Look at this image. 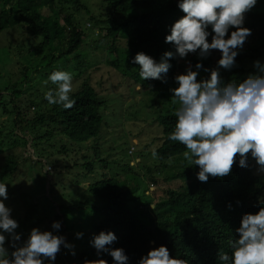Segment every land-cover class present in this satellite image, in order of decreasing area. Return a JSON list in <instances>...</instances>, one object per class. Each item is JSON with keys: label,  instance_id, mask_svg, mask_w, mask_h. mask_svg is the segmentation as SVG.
<instances>
[{"label": "trees", "instance_id": "16d2710c", "mask_svg": "<svg viewBox=\"0 0 264 264\" xmlns=\"http://www.w3.org/2000/svg\"><path fill=\"white\" fill-rule=\"evenodd\" d=\"M46 8L48 14L44 13ZM183 15L176 0H0V32L12 29L7 34L20 35L19 46L28 47L31 54L41 60L33 66L24 64L22 78L8 82L5 88L0 87V159L4 160L0 164V183L9 182L15 174L21 179L18 176L21 161L15 153L17 146L26 147L30 141L34 150L39 151L37 155L42 156L49 152L48 148L58 146V135L69 136L81 151L83 144L91 142L90 148L99 153L96 161L106 169L96 179L89 177L88 194L79 201L68 205L59 203L54 195L48 197L55 205L44 211L45 217L51 223L61 220L63 224L58 231L45 224L46 231L65 236L67 242L74 240V244L84 245L75 251V256L71 249L62 247L52 264H85L86 260L97 259L114 264L109 254L98 256L97 250L88 244L87 238L93 239L101 231L116 234L118 240L109 247L123 248L129 257L128 264H138L149 250L161 245L167 246L173 258L185 259L188 264H223L218 259V252L231 255L229 241L238 238L235 229L239 227L242 215L255 213L264 204V174L256 173L251 158L250 168H241L237 159L232 174L223 180L210 177L207 183L198 181V166L188 165L186 161L173 175L162 176L164 164L183 157L186 151L182 144L168 139L178 119L175 111L179 104L174 103L170 91L178 86L174 77L186 73L188 61L193 70L201 61L198 53H189L186 59H171L172 68L166 76L168 82L162 83L160 80H143L139 66L131 60L141 51L157 62L164 52H175L174 45L165 43V38L170 34V26ZM249 25L252 35L239 51L238 67L231 71L220 69L225 82L239 83L258 71L249 65V60L255 54L264 55V13L251 16L244 26L249 28ZM232 30L235 29H230L229 36ZM208 31L211 33V27ZM89 33L96 34L91 41L86 38ZM208 39L211 42L212 35ZM99 50L105 52V56L97 53ZM220 58V52H213L202 61L204 68H216ZM81 59L87 66L73 76L81 79L78 89L76 86L70 93L76 101L74 108L43 107L39 90L24 95L23 90H28L34 76L37 81L56 70H75L73 60ZM110 66L113 67L111 74L118 80L156 89L157 99L149 106L156 108L157 114L147 122L159 128L158 136L148 138L153 135L148 134L149 126L143 125V121L127 123L118 116L117 109L108 113L118 100L108 91L117 89L120 83L110 82L105 88L96 86L91 79L93 70L103 68L105 71ZM35 70L41 71L32 76ZM208 76L210 72L198 79ZM48 85L50 90L56 89L51 81ZM35 104L39 109L32 108ZM139 125L141 128H137ZM30 134V139L24 137ZM138 136L142 138L140 143ZM124 138L129 141L123 142ZM136 147V155H132ZM149 147H155L158 154L151 163L148 159L152 157V151L145 150ZM62 148L66 145L62 144ZM119 152L124 155L109 159ZM133 157L140 158L134 166L131 164ZM89 158L84 156L80 163L88 169L87 176L97 174L96 161ZM35 161L44 177L34 172L42 179L45 175L48 177L49 171L42 172L43 159ZM174 179L184 180L189 185L185 189L168 190L167 197L158 201L164 184L167 186ZM23 180L29 182L30 178ZM148 181L157 184L150 193H147ZM71 213H78L77 217H72L77 221L75 224L70 223ZM90 217L96 221L92 226L87 222ZM71 226L78 228L70 231ZM78 232L84 233L83 238L76 237Z\"/></svg>", "mask_w": 264, "mask_h": 264}, {"label": "clouds", "instance_id": "9594fccd", "mask_svg": "<svg viewBox=\"0 0 264 264\" xmlns=\"http://www.w3.org/2000/svg\"><path fill=\"white\" fill-rule=\"evenodd\" d=\"M259 0H176L184 14L170 26L165 43L173 44L175 52L166 51L159 62L152 56L138 52L131 63L139 66L140 77L167 83V73L173 58L186 59L189 53L197 54L201 62L188 61L186 73L174 77L178 85L170 89L178 118L168 139L182 144L186 151L183 160L198 166L196 178L207 183L209 178H223L232 174L237 159L241 168H250L249 158L255 162L257 174H264V64L254 61L256 74H249L239 83L225 82L220 69L231 71L238 67L236 58L243 49L252 30L245 27L246 16ZM211 27V33L208 29ZM230 29L232 30L229 36ZM214 33V35H213ZM212 35L211 42L208 37ZM214 50L221 53L217 67L204 68L203 60ZM210 76L198 79L200 70ZM73 74L66 70L53 71L48 80L56 89L45 93L50 105H62L65 110L74 108L71 98ZM152 157L157 158L155 149ZM134 166V163H133ZM9 199L8 187L0 183V264H44L55 262L62 247L75 246L66 237L53 231L31 229L26 240L16 230L19 222L12 218L13 209L5 203ZM240 204L239 201H237ZM231 208V205H229ZM53 230L61 229V222L52 223ZM238 238L229 241L231 255L218 252L223 264H264V204L255 213H244L235 229ZM8 235H5V234ZM84 233H76L78 239ZM10 237V239H9ZM118 237L114 232L101 231L90 241L97 255L109 254L114 264H128L129 257L123 248H111ZM6 244L8 245L6 247ZM9 249H12L9 251ZM85 264H108L105 259L86 260ZM138 264H188L185 259L173 258L167 246L153 248L142 256Z\"/></svg>", "mask_w": 264, "mask_h": 264}, {"label": "rangeland", "instance_id": "374dc122", "mask_svg": "<svg viewBox=\"0 0 264 264\" xmlns=\"http://www.w3.org/2000/svg\"><path fill=\"white\" fill-rule=\"evenodd\" d=\"M44 13H49V9L46 8ZM264 13V3L263 0H259L256 7L247 14L246 20H249L251 16L262 14ZM89 23V22H87ZM250 28V25H249ZM11 32L12 29H6L0 32V87L5 88L8 82L16 80L18 78H22L23 75L21 74L22 68L24 64L27 65H36L41 62L40 58L37 55H32L29 51L28 47H20L21 41L19 40L20 35L18 34H7V32ZM96 34L89 33L86 37L88 40H93ZM97 37V36H96ZM12 41V44L10 43ZM38 41V40H36ZM92 50V49H91ZM213 52L219 53V51L214 50ZM81 53V52H80ZM102 56H105V52L98 51ZM259 60L261 63H264V55L263 54H255V57L249 60V65L254 67V61ZM73 65L75 66V70L70 71L73 76L78 73V71H84L87 64L84 63V60L75 61L73 60ZM113 67L110 66L105 71L103 68H99V70H93L92 75V82L96 84V86H102L107 88L108 83H120L119 87L114 90H109V95L114 96L113 98H117L118 100L112 104V106L108 109V113H112V111L117 109L118 116L120 115L123 119L127 121V123H131V121H143V125L149 126L148 127V134L152 136H158L160 131L156 129L155 126L150 125L148 120H152L156 114L157 109L150 108V104H152L157 99V95L155 94L156 89H146L143 88L140 84L134 86L132 82L123 81L121 78L117 79L115 74H111ZM41 70H35L32 74L35 75ZM206 74L205 71H200V76ZM87 75V74H85ZM50 73L41 77L39 80H34L35 76L32 79V84L29 86L28 90H23L24 95L29 94L33 91H38L42 93V97H40V101H44L42 106L50 108L51 105L45 99V93L50 90V85H48V77ZM76 79V78H74ZM34 80V81H33ZM101 82V84H99ZM81 83L80 80L73 81V88L77 86V89ZM100 89V88H99ZM26 91V92H25ZM23 95V94H22ZM34 110L39 109V105L35 104L32 107ZM127 127V125H126ZM137 128H141L139 125ZM121 129V128H120ZM130 131L129 129H126ZM135 133H139L134 131ZM142 134V133H141ZM25 138L30 139L32 136L27 135L24 136ZM139 143L142 140L140 136H138ZM129 141V138H124L123 142ZM90 142V141H88ZM58 146L56 148H48L49 152L44 153L45 155L38 156V150H34L31 146V142L24 146H17L16 147V157L17 160L20 162L19 167L20 170L18 171V176L21 178L19 179L16 174L13 178L10 179L9 182H6L8 187L9 199L5 201L6 205L13 209L12 211V218L16 219L19 222V228L16 230L18 233H22V237L26 240L30 234V231L34 227H39L41 231H46L45 224H48L49 227L52 229V223L49 221V218L45 217V212L48 211V207L54 206L55 204L52 203L48 197H52L54 195L55 199L60 203L71 204L76 202L79 199H82L84 195L88 194L89 188L87 184L90 182V178L96 179L97 177L101 176L102 171L106 172L105 168L100 166V161H96L97 155L99 154L95 149L90 148V143L83 144L82 151L80 150V146L75 143L69 136L67 135H58L57 138ZM135 143V142H134ZM148 143V142H146ZM66 145V148L61 149V145ZM138 145V142L135 143ZM155 147H149L145 149L147 151H152ZM67 150V151H66ZM137 147L135 150L136 155ZM95 153V155H94ZM116 153V152H115ZM113 154L109 157V159L118 158L119 156L124 155V152H119V155ZM134 153V152H133ZM84 156L89 158L91 156L95 159V170H97V174L94 172L93 175L87 176L89 172H87V168L82 166L80 163L83 162ZM24 159H28L29 161H23ZM43 159L42 163V172L49 171L50 175L48 177L42 179L40 175L36 172H39L40 166L36 163L35 160ZM139 157H133L131 164L136 163L139 161ZM88 160V159H86ZM4 160L0 159V164ZM148 162H153V157H149ZM184 163L183 157H177L174 159H170L167 163L163 166V173L162 176L166 175H173L176 171H178L179 167H182ZM254 169L255 162L253 161ZM68 165V166H67ZM32 166V169L30 168ZM161 169V168H160ZM154 170V168H153ZM36 171V172H34ZM158 171V170H156ZM42 176L43 174L40 173ZM161 175V174H160ZM26 177L30 178V181L27 182L23 179ZM44 177V176H43ZM32 181L34 184H32ZM78 181V182H77ZM32 184V185H31ZM149 189L147 193L155 190L157 187L156 183H152L148 181ZM189 185V182L184 180L174 179L168 182V185L165 186L164 184V192L161 191L160 195L158 196V201L167 197L168 190L173 189H185ZM68 187V188H67ZM164 205H167L164 203ZM45 206V207H43ZM154 207V204L151 205ZM27 213H29L28 216ZM71 216L70 223L75 224L76 219H72V217H77L72 213L69 215ZM26 217V218H25ZM24 221H20V219H24ZM61 222L62 221L57 220ZM89 226H92L96 223L95 219L90 217L87 219ZM73 226L68 228L70 231L77 230L78 226L72 229ZM87 232V231H86ZM5 235H8L7 233ZM10 239V237H9ZM88 239V244L91 245L90 241L92 239ZM75 246V251L80 249L84 245H76L74 244V240H70L68 242ZM8 245L6 244V247ZM51 263V261H45L44 264ZM79 264V263H75Z\"/></svg>", "mask_w": 264, "mask_h": 264}]
</instances>
